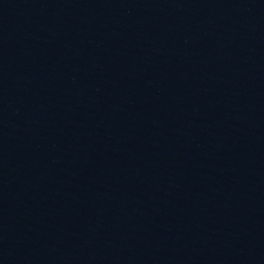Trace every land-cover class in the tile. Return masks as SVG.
Returning <instances> with one entry per match:
<instances>
[{"label": "water", "instance_id": "1", "mask_svg": "<svg viewBox=\"0 0 264 264\" xmlns=\"http://www.w3.org/2000/svg\"><path fill=\"white\" fill-rule=\"evenodd\" d=\"M249 0H0V264H20Z\"/></svg>", "mask_w": 264, "mask_h": 264}]
</instances>
